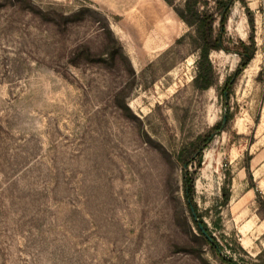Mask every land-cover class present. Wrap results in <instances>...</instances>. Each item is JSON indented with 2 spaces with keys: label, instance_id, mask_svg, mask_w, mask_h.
Instances as JSON below:
<instances>
[{
  "label": "rangeland",
  "instance_id": "374dc122",
  "mask_svg": "<svg viewBox=\"0 0 264 264\" xmlns=\"http://www.w3.org/2000/svg\"><path fill=\"white\" fill-rule=\"evenodd\" d=\"M185 4L0 0V264H264V0H235L204 90Z\"/></svg>",
  "mask_w": 264,
  "mask_h": 264
},
{
  "label": "trees",
  "instance_id": "16d2710c",
  "mask_svg": "<svg viewBox=\"0 0 264 264\" xmlns=\"http://www.w3.org/2000/svg\"><path fill=\"white\" fill-rule=\"evenodd\" d=\"M199 0H186L185 4V11H183L180 14V17L189 25L195 28L198 40H199V58L197 59V75L195 77V82L198 88L200 89H208L209 87L213 86L215 84V81L213 79L214 75V68L212 65V62L210 60V54L212 50H220L225 49L226 51H230L227 46L224 45L223 39L226 34V23L228 20L229 12L235 2V0H215L217 3V6L220 8L219 13V34L215 36V22L218 21L217 13L209 12L205 10H200L198 7ZM247 9V14L249 16V22L252 27V29H255V20L254 15L250 8ZM264 13V11H263ZM241 49L237 50V53L241 57V62L238 66L237 71L234 73L233 77H236L238 73H241V71L247 67V65L250 63L252 58L255 55V52L257 50L254 34L250 37V42L247 43L245 41L240 42ZM227 78L226 80V86L231 82L233 79ZM229 117V116H228ZM228 119V118H227ZM222 124L217 123L212 127L209 133V137L206 139L205 143L208 141V139L219 130H222ZM184 169L186 171L184 175V185H185V197L187 200V203L192 210L195 208V204L193 201V194H194V178L190 175L188 172V159H184L182 161ZM246 169L248 171V175L250 176V179L252 180V183L250 185V188L254 189L256 192V201L258 203V206L261 210L264 212V195L260 191V189L254 184L253 182V176L250 172V166L246 165ZM231 183L232 179L228 178L227 186L223 190V205H228L231 200ZM193 207V208H192ZM199 219L195 220L194 223L198 230V237L203 239L207 244H209L213 249H215L217 252H220V246L217 242L216 238L212 236V234L209 232L207 225L205 222H203L200 219V216H198ZM199 223H201L204 227V229L207 231L208 235L212 238V241L207 238L206 235L203 234L202 230L199 227ZM230 263L233 264V262Z\"/></svg>",
  "mask_w": 264,
  "mask_h": 264
},
{
  "label": "water",
  "instance_id": "95a60500",
  "mask_svg": "<svg viewBox=\"0 0 264 264\" xmlns=\"http://www.w3.org/2000/svg\"><path fill=\"white\" fill-rule=\"evenodd\" d=\"M226 122H227V116L224 115L223 116V120H222V128L226 125ZM192 212H193L194 218L196 220H198V217H197V215H196V213H195V211L193 209H192ZM199 227L202 230L203 234L206 235L207 238L212 241V238L208 235L207 231L204 229V227H203V225L201 223H199Z\"/></svg>",
  "mask_w": 264,
  "mask_h": 264
},
{
  "label": "crops",
  "instance_id": "0c3cea01",
  "mask_svg": "<svg viewBox=\"0 0 264 264\" xmlns=\"http://www.w3.org/2000/svg\"><path fill=\"white\" fill-rule=\"evenodd\" d=\"M252 191H253V192H252ZM248 193H250V194H251V193H253V194L255 193V195H256V192H255V190H254V189H252V188H249V189H248ZM263 193H264V192H263ZM248 222H250V223H251V221H248ZM244 233H247V232H246V231H244Z\"/></svg>",
  "mask_w": 264,
  "mask_h": 264
}]
</instances>
